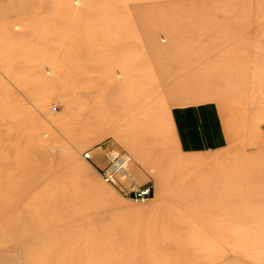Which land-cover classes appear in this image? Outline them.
<instances>
[{
  "label": "rangeland",
  "instance_id": "1",
  "mask_svg": "<svg viewBox=\"0 0 264 264\" xmlns=\"http://www.w3.org/2000/svg\"><path fill=\"white\" fill-rule=\"evenodd\" d=\"M211 107L223 139L193 146ZM115 154L130 157L118 186L102 176ZM61 166L82 201L71 232L27 214L60 202ZM170 213L203 220L192 240L156 239ZM91 219L107 238L90 241ZM100 252L264 264V0H0V264Z\"/></svg>",
  "mask_w": 264,
  "mask_h": 264
},
{
  "label": "bare ground",
  "instance_id": "2",
  "mask_svg": "<svg viewBox=\"0 0 264 264\" xmlns=\"http://www.w3.org/2000/svg\"><path fill=\"white\" fill-rule=\"evenodd\" d=\"M65 169L66 168L64 166H61L60 168L56 167V170L54 168L52 171L54 173V175H56L55 176V183L63 184L62 186H64V188L66 189V191H64V193L61 195L60 202H57L56 197L53 195L54 201L53 200L47 201V204L44 206L42 211L41 210H35V211H31L30 213H27V214L30 217L31 216H37V217L42 216V218L44 220L52 222V223H59V222L65 221L66 225H63V226L66 228L64 230L70 231V230H73L72 224H71L72 214L69 213V215H68L67 212L68 211L72 212L73 208L77 207V205L80 204L82 201H81V199H78L76 197V193H75L76 188L74 187V185L76 186L75 181H77V179L74 180V178H70V177L66 178L65 176H63ZM172 194H175V193H172ZM182 200H184L183 202L186 203L185 208H188L189 207L188 206L189 201H187L185 198H183ZM193 201H194V199H193ZM60 210L62 211V213H60ZM64 211H66V213H64ZM197 216L198 215L196 213L193 214L192 218L191 217L184 218V215H182L180 213H176L173 215L171 213H170V215L168 214V226L163 227V228L160 227L161 233L159 232L158 236L155 235L156 239L160 238L162 240H165L168 242V244L170 246H171L170 242L174 243L175 241L177 242L178 240H181L184 242H185V240H187V241L192 240V238H194L196 235V231L199 229L198 224L199 223L201 224L203 221V220H200ZM176 219L180 222H177ZM102 223L103 222L101 220L98 221L97 219H91V221L89 222L90 227L89 226L87 227V229L91 230L90 237H89L90 241H92V240L94 242H95V240L101 241V240L107 238V235L100 234V231L98 229L99 224H102ZM40 228H42V229H40L41 231H43V229L45 230L44 227H40ZM58 229H60V228H58ZM35 230H38V229H35ZM72 235L73 234H71L69 236H65L64 238H62V240L65 242L63 244V246L70 245V243L74 239H76ZM79 240H81V238H79L78 241ZM180 245H177V246H180ZM162 250L165 251L163 248H161V251ZM183 251L186 253V256L188 253H189V255L194 254L193 253L194 251L192 250V248H186V250H183ZM96 252L99 253L98 251H96ZM100 254L103 256L102 257V264H104L105 262L112 264V261H109V258H111V256H109L110 254H107L104 252H100ZM186 262L188 263L189 261L187 260ZM171 264H175V263L171 262Z\"/></svg>",
  "mask_w": 264,
  "mask_h": 264
},
{
  "label": "built area",
  "instance_id": "3",
  "mask_svg": "<svg viewBox=\"0 0 264 264\" xmlns=\"http://www.w3.org/2000/svg\"><path fill=\"white\" fill-rule=\"evenodd\" d=\"M88 155V153H86ZM130 162V157L125 154H115L108 167L103 169L102 176L104 180L110 184L120 185V176L128 174V166ZM134 196L137 200H145L151 194V189L149 186H144L142 188H134Z\"/></svg>",
  "mask_w": 264,
  "mask_h": 264
},
{
  "label": "crops",
  "instance_id": "4",
  "mask_svg": "<svg viewBox=\"0 0 264 264\" xmlns=\"http://www.w3.org/2000/svg\"><path fill=\"white\" fill-rule=\"evenodd\" d=\"M208 108H206V109H201L200 110V112L201 113H205V115H204V119L205 120H203L202 121V123H200V127H202L203 129H210V130H212L213 132H212V135H213V137L212 138H206V139H204V140H197V141H195L194 143H192L193 144V146H197V147H205V146H212V147H214V146H216V144L217 143H219V142H217V139L218 138H221L222 137V130H220L219 128H220V126H219V123H218V121H217V118L214 116L213 117V115H212V118H210L211 119V121L209 122L208 121V119H207V116H211V111H212V114H215V115H217L218 114V111L216 110V108L215 107H211V110H210V108H209V110H207ZM205 111V112H204ZM208 111H210V113H208L207 115H206V112H208ZM188 112L189 111H187V114H188ZM222 139H223V137H222ZM221 140V139H220ZM211 141H213V142H211ZM222 141V140H221ZM214 142H215V144H214ZM214 144V145H213ZM187 147H188V144L186 145ZM193 146H191V147H193Z\"/></svg>",
  "mask_w": 264,
  "mask_h": 264
}]
</instances>
